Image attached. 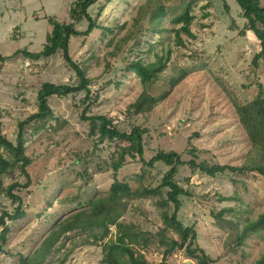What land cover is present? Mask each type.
Returning a JSON list of instances; mask_svg holds the SVG:
<instances>
[{
	"label": "rangeland",
	"instance_id": "1",
	"mask_svg": "<svg viewBox=\"0 0 264 264\" xmlns=\"http://www.w3.org/2000/svg\"><path fill=\"white\" fill-rule=\"evenodd\" d=\"M76 1L0 0V33L8 34L0 36L2 132L14 144L18 122L38 111L37 95L44 83L78 81L62 52L38 60L14 54L43 49L52 30L48 18L85 31L88 21L71 15ZM159 1L168 13L161 32L153 30L149 0H100L89 10L100 28L89 36L71 38L69 55L91 80L90 100L85 92L53 96L49 104L54 118L34 134L27 130L25 153L33 161L28 167L31 184L16 191L26 215L9 223L11 232L0 250V264H22L20 257L31 256L59 222L109 193L114 183L111 165L128 143L100 141L99 135H92L90 122L81 119L88 104L87 116L106 115L122 131L133 126L148 129L144 137L147 160L163 150L178 152L190 161L194 149L198 163L240 167L254 155V149L237 107L264 144V118L258 109V95L264 94V66L252 64L261 47L252 31L242 34L247 20L236 0H185L192 1L195 19L191 31L195 37L183 34L184 46L177 44L178 26L171 23L184 0ZM158 57L168 61L163 76L148 90L157 105L149 113H133L129 106L144 86L130 65L136 60L152 63ZM127 160L118 179L127 182L132 191L158 187L170 170L163 163L146 167L130 156ZM175 180L190 194L181 196L178 218L195 228V245L204 249L214 264H256L264 257V231L252 235L234 255L224 246L230 229L218 226L215 217L224 209H233L224 218L244 225L264 213V176L228 169L211 177L184 166ZM17 181L26 183L16 168L0 176V216L17 207L6 192ZM161 198L125 197L127 208L109 225L103 241L92 236L100 230L71 231L61 237L42 264H107L103 244L119 241L120 226L125 232L140 233L138 242L126 238L134 253L143 254L151 264L161 263L165 250L161 239L177 238L176 233L165 230L162 215L174 210L163 206ZM166 263L198 264L185 249L176 250Z\"/></svg>",
	"mask_w": 264,
	"mask_h": 264
},
{
	"label": "trees",
	"instance_id": "2",
	"mask_svg": "<svg viewBox=\"0 0 264 264\" xmlns=\"http://www.w3.org/2000/svg\"><path fill=\"white\" fill-rule=\"evenodd\" d=\"M100 0H77L71 15L78 20L86 19L88 28L85 31H78L69 24H63L54 18H48L49 24L52 26L51 32L47 36V42L43 49L39 52H31L27 50L17 51L14 56L24 54L26 57L38 60L42 57H51L59 52L63 53V57L68 66L75 72L78 79L76 84L58 85L46 82L42 85L37 95L38 111L18 122L17 141L14 144L3 135L2 117L3 111L0 110V176L7 174L12 169H18L20 176L26 179L25 184L19 181L10 184L6 188L8 196L17 204L13 213L4 211L0 216V250H4V245L8 241V235L11 232L9 223L23 219L26 215L23 207L22 198L16 194L21 188H28L31 184V177L28 167L32 164V159L25 153L26 132L28 129L34 134L46 127L49 120L54 118V112L49 104V99L53 96L67 97L79 92H85L86 98L90 100L91 80L87 77L82 67L74 61L69 55L70 40L73 37L89 36L97 28H100L97 21L89 13L90 8L97 4ZM237 4L243 12L244 18L247 20L245 30L252 31L260 42V51L255 55L252 64L256 68L264 66V6L262 0H236ZM192 1H183L181 12L175 16L171 23L178 28L175 30L176 42L180 46H184L185 42L182 35L185 34L191 38L195 35L191 31V26L195 17L192 15ZM151 12V19L155 32H161L163 21L168 15L165 5L159 0H149L147 3ZM167 58L158 57L155 62L145 64L141 60L133 61L130 69L134 71L140 78L144 86L143 92L138 96L134 103L129 106V110L137 114H146L153 110L157 105V100L149 93V88L159 80L167 68ZM90 104H88L81 114L83 121L90 122L91 134L99 135L100 141L105 140H121L128 143V146L120 148L118 157L112 163L114 170V183L107 195L97 197L91 201L90 207L81 209L69 216L67 219L59 222L41 242V245L29 257H20L22 264H42L50 254L52 248L66 233L77 229H93L100 230L92 234L95 241H103L109 231V225L116 222V218L120 210L127 208V203L123 201L125 197H147L161 195V204L168 209L173 208L171 214L169 210L163 213L162 219L165 224V230L169 229L177 234L176 239H161V244L165 246L164 259L159 264H167L166 260L176 250H186L187 255L196 259L198 264H214V260L200 248L195 241L197 240V232L194 227L185 226L178 218V212L182 207L181 196H190L189 192L181 187L175 180L178 175L179 168L188 166L193 172L200 171L208 176L216 177L219 174H225L229 169L230 172L240 173H258L264 176V144L252 129L246 115L243 114L240 107H237L240 115V121L252 141L254 155L244 162L240 167L211 165L208 162H197V155L194 149L190 150V154L194 158L185 161L182 155L175 151H158L150 160L145 158L144 137L148 133V129L142 126H133L130 131H122L113 118L106 115L87 116ZM258 109L264 118V94L258 95ZM245 113V112H244ZM64 124H66L64 122ZM64 124L62 126H64ZM132 157L134 160L141 162L146 167H154L157 163H163L170 167V170L164 176L162 183L156 188L144 187L139 191H132L131 186L127 182L118 179L119 171L128 163L127 158ZM260 157L258 160L257 158ZM233 209H224L220 213L215 214L217 225L221 228L230 229V234L225 241V250L237 255L243 246L246 245L247 239L254 234H261L264 231V213L260 214L256 219L247 220L242 225L233 219H225L224 215ZM120 226L122 235L119 241L107 242L103 244L105 261L107 264H151L143 254L134 253V249L126 243V238L132 242L140 240V233L131 231H123ZM256 264H264V257Z\"/></svg>",
	"mask_w": 264,
	"mask_h": 264
},
{
	"label": "crops",
	"instance_id": "3",
	"mask_svg": "<svg viewBox=\"0 0 264 264\" xmlns=\"http://www.w3.org/2000/svg\"><path fill=\"white\" fill-rule=\"evenodd\" d=\"M7 35V36H6ZM0 36L2 37H8V34L5 32V34L2 35V33H0Z\"/></svg>",
	"mask_w": 264,
	"mask_h": 264
}]
</instances>
